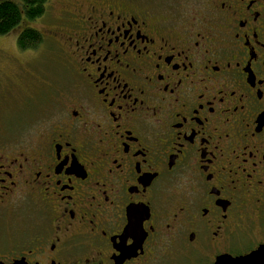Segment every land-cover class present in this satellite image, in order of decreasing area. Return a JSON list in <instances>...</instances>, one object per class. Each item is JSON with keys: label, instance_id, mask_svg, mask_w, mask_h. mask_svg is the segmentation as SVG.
<instances>
[{"label": "flooded vegetation", "instance_id": "obj_1", "mask_svg": "<svg viewBox=\"0 0 264 264\" xmlns=\"http://www.w3.org/2000/svg\"><path fill=\"white\" fill-rule=\"evenodd\" d=\"M60 12L62 74L0 122V264H264V0Z\"/></svg>", "mask_w": 264, "mask_h": 264}, {"label": "rangeland", "instance_id": "obj_2", "mask_svg": "<svg viewBox=\"0 0 264 264\" xmlns=\"http://www.w3.org/2000/svg\"><path fill=\"white\" fill-rule=\"evenodd\" d=\"M66 1L49 0L44 16L36 19L33 24L42 31L61 27L60 10L64 8ZM16 35L17 30H14L10 34L0 36V69L4 70L3 73L5 74L0 76V122L4 126V132L8 130L11 124L20 125L23 123L18 119L24 118L25 112L16 113V110L20 109L19 100L36 93L39 88V77L54 81L55 84L63 71L61 65L56 63V59L53 57L55 46L51 38L45 39L34 53H18ZM30 69L31 73H29ZM15 71L19 72V77L13 79ZM24 125L26 130L29 125L27 123ZM12 133L9 132L3 136L0 131V139L4 142L11 140L13 138Z\"/></svg>", "mask_w": 264, "mask_h": 264}, {"label": "trees", "instance_id": "obj_3", "mask_svg": "<svg viewBox=\"0 0 264 264\" xmlns=\"http://www.w3.org/2000/svg\"><path fill=\"white\" fill-rule=\"evenodd\" d=\"M49 0H0V36L17 30V44L23 49L38 48L45 39L33 22L44 16Z\"/></svg>", "mask_w": 264, "mask_h": 264}, {"label": "water", "instance_id": "obj_4", "mask_svg": "<svg viewBox=\"0 0 264 264\" xmlns=\"http://www.w3.org/2000/svg\"><path fill=\"white\" fill-rule=\"evenodd\" d=\"M248 258L247 257H243V258H237L235 259L236 264H248Z\"/></svg>", "mask_w": 264, "mask_h": 264}]
</instances>
